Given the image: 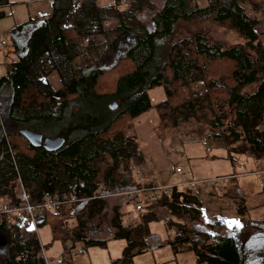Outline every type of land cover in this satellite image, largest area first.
Returning <instances> with one entry per match:
<instances>
[{
  "label": "trees",
  "instance_id": "trees-1",
  "mask_svg": "<svg viewBox=\"0 0 264 264\" xmlns=\"http://www.w3.org/2000/svg\"><path fill=\"white\" fill-rule=\"evenodd\" d=\"M120 1L116 0L117 6ZM186 1L167 0L154 19L153 32L132 16L134 6L127 17L118 15L113 29H106L104 22L110 19L90 0L81 4L80 0H53L52 13L41 24L34 27L35 21L29 20L10 31L17 61L0 77V197L12 193L19 182L39 202L66 191L71 181L78 198H91L98 174L94 160L108 153L117 161L121 146L126 158L140 162L136 144L121 135L119 126L152 109L148 91L156 87H162L165 95L158 106L172 113L187 111L181 120L208 109L211 137L221 141L229 156L264 160V129L259 128L264 122V49L254 30L258 19L240 5L248 0H214L193 11H185ZM7 4L8 0H0V8ZM198 16L236 32L242 44L224 48L201 33L170 42L179 20ZM108 35L113 36L110 42ZM94 38H104L105 48L98 47L103 44ZM118 41H123L124 50L103 66ZM84 51L96 56L88 54L89 61L77 65L74 60ZM54 71L61 80L58 89H52L47 80ZM244 90L250 92L244 94ZM22 130L37 133L42 140L62 138L63 145L52 152L33 147ZM116 169L114 163L104 174L105 193L129 187V175L117 178ZM97 201L91 202L95 205ZM161 204L176 215L181 210L191 212L194 219L201 207L190 190L174 191ZM52 219L58 218L41 213L35 226ZM113 223L115 235L128 231L117 225L116 217ZM252 225L254 231L246 234L204 239L201 230H183L166 244L175 254L187 246L195 264H264V220L251 219ZM0 239L5 244L0 248V264H46L38 238L12 226L5 215L0 221ZM135 247L130 242L123 257L113 264H131Z\"/></svg>",
  "mask_w": 264,
  "mask_h": 264
},
{
  "label": "rangeland",
  "instance_id": "rangeland-1",
  "mask_svg": "<svg viewBox=\"0 0 264 264\" xmlns=\"http://www.w3.org/2000/svg\"><path fill=\"white\" fill-rule=\"evenodd\" d=\"M9 1H12V4L0 9L8 16L3 20L0 19V40H5L9 44H11L10 35L3 32V28L7 25L5 22L11 20V8H14V10L25 9L24 13L30 9L34 15L33 18L39 20L36 25H39L40 18L51 12L53 3V0ZM99 1L100 3L104 2L103 0ZM256 1L248 0L242 3L250 4L253 8H256L258 6L255 4ZM157 2L158 7L162 0H157ZM244 6L248 11L249 5ZM145 14L146 11H144L142 17L140 15V20L147 25L148 30H151L152 27L148 17L144 16ZM107 22H104V27L110 30L113 29V24L108 23L106 25ZM198 33L204 34L211 42L219 43L224 48L242 44V39L236 32L231 31L226 26L216 25L206 17H197L190 22L179 20L174 25L170 42ZM107 38L110 42L113 36L108 35ZM94 39L95 43L103 44L102 46L98 45V47L105 48L104 38ZM122 42L118 41L111 47L107 58L102 62L103 66L110 65L122 53L121 51L124 50V48H121ZM88 54L92 57L96 56L93 51H89V53L84 51L82 56L74 60L75 63L77 65L87 63L90 58ZM5 73L6 69L1 74ZM47 80L52 89H58L61 86L60 77L55 71L50 73ZM243 92L247 94L250 90H244ZM148 96L152 105L151 112L143 113L128 123L124 121L119 129L123 128V134L121 135L129 138L136 146L138 145L143 154L158 159L160 169L157 173V183L159 185H170L176 184L179 179H189L193 182L190 192L197 196L195 187H199L196 184H199L200 181L224 177H227V179L220 180L217 187L210 188L211 190L208 191L205 190L206 192L203 191L201 195L197 196L201 207L199 216L196 219L192 217L191 212L183 213L182 210L179 211L178 215L173 214L167 206L159 205L162 199L160 202L154 203L155 207H145V214L149 215L147 218L150 221L153 220V222L149 223V230L146 227L143 235L134 237L135 240L140 238L146 241V250L135 254L131 264H195V256L187 251V246L178 255L171 250L170 246L166 244L170 236L173 239L175 236H181L183 230H197V232L201 230L200 237L203 239L215 235L246 234L250 232V229L254 231L253 225L250 226L251 219L264 220V176L256 173L259 168L257 170L255 163L252 164L253 160L238 154L229 156L221 141L211 137L213 131L208 124L211 115L208 109L203 110L197 116L181 120L183 113L187 112L186 110L181 109L172 113L167 108L158 106L160 100L165 98L162 87H156L148 91ZM259 128L264 129V122L261 123ZM214 132L216 133V131ZM118 148L121 149L118 150L117 161H113L108 153H104L100 158L94 160L92 166L98 171L96 182L104 181V174L114 163L117 164L115 172L117 178H124L127 172L130 171L131 175L134 173L136 168L134 159L132 157L126 158L123 147L118 146ZM207 148L210 151H207ZM234 160H237L236 164ZM245 161H247V164L244 167ZM176 167L182 170L181 174L175 172ZM28 184L34 185L32 181H28ZM71 184L72 182L69 181L68 187ZM120 193L124 192L118 194ZM107 198L109 199L105 200L107 201L105 203L109 209L118 205V198L125 202L122 195L108 194ZM146 204V201H144L143 206ZM190 207L196 206L190 204ZM248 207L250 208L248 209ZM152 215L155 217H152ZM21 217L23 218V225L39 239L49 264H54L55 259H61L63 264H113L115 260L121 259L127 247L126 237L129 231L123 230L122 235H115L113 239H107L106 246L103 248L93 245L85 247L78 244L71 249L70 253H66L63 249V241L67 237L72 242L75 235L76 228L74 229L71 226L72 222L58 218L48 221L41 227H36L26 216L21 215ZM11 218L13 219V216ZM231 221H238L240 226L238 227L236 224L230 226L229 222ZM53 224L55 225L53 226ZM57 224L60 225L54 232ZM130 233L133 234L134 230H131ZM1 243L0 239V248H2ZM206 243H210V240H207ZM156 244L160 246L157 247ZM66 245L69 247L70 242ZM40 254L45 258L44 252L41 251Z\"/></svg>",
  "mask_w": 264,
  "mask_h": 264
},
{
  "label": "crops",
  "instance_id": "crops-1",
  "mask_svg": "<svg viewBox=\"0 0 264 264\" xmlns=\"http://www.w3.org/2000/svg\"><path fill=\"white\" fill-rule=\"evenodd\" d=\"M85 1H87V0H80V4L84 3ZM90 1H91V3H93L97 8H99L103 12L105 17L110 19V21L107 22L106 25L108 23H112L113 27L116 24H118L117 18H118V15L120 13H124L123 18H125V17H127V15L131 14V11H133L131 6L135 7V11H133L132 16L134 17V15H135L134 18L139 22H141L140 15L142 17L144 11H146V14L144 16L148 17V20H149L150 25L152 27L151 30H148L147 25L144 24V27L148 32H153L155 30L154 19H155L156 15L164 7L165 3L167 2V0H162V2L157 7V4H158L157 0H122V2L120 1L121 5H119V6L116 5V0H103L104 2H102V3H100L99 0H90ZM123 1H126L127 3L123 2ZM213 1L214 0H187L185 5H184L185 6L184 9H185V11H189V10L193 11L197 8H205L209 4H211ZM11 2L12 1L8 0V4L5 6L12 4ZM156 2H157V4H156ZM260 2H261L260 6L256 7V8H253L250 4L242 3V2H240V5L244 8V10L246 11L247 14H251V15H254L255 17H257L258 23L255 25L254 30L258 36V39L261 43L262 48L264 49V11L261 10L263 5H264V0H262ZM137 5H140L141 8H138ZM244 5H249L251 8L248 6L249 10L247 11ZM11 9H12V11L10 12L11 13L10 14L11 20L8 22H5V23H7V25L3 28V32H6L7 34L10 35V31L15 26L20 25L22 23H25L29 20L35 21L34 27L38 26V25H36V23L39 20H37L36 18H33L34 15L32 14L30 9L27 10L26 13L23 12L25 9H22V10H20V9L14 10V8H11ZM52 10H53V6H51V12L48 15L42 16L40 18V24L42 22V19H44L45 17L49 16L52 13ZM0 13L3 14V16L1 17L2 19L0 18L1 20H3L5 17H8V16H6V14L3 11H0ZM198 17L203 18L202 16H198ZM196 18L197 17H195L191 20H188V21L190 22ZM2 41H4L5 44L3 46H0V77L9 73L13 69V67H12L13 63L15 61H17V58L14 54L13 46L11 44L7 43V41H5V40H0V42H2ZM4 69H6V73L1 74L4 72ZM163 100L164 99H161L160 101H163ZM148 112H151V110L145 112L144 114H146ZM136 149L140 153L141 160H140V162H137L134 160L135 164H136L134 166H136V168H135L134 173L132 175L130 174L131 171L127 172V174H126V175H129V177H130L129 187L121 188L117 191L110 190L109 192L105 193L104 192L105 187H103L102 190L97 188L99 183L104 185V183H103L104 181H98L96 184L95 190H97L99 195H101V196L99 198H96L99 201V202L97 201L98 202L97 204L93 205L91 202L92 200H95V199H89L87 197H81L80 201L75 203L69 211L65 212V214L63 216L59 217V219H63L64 221L72 222L71 226H73L74 229L76 228L74 231L75 235H74L73 241L71 242V240L68 239L67 237L63 241L64 252L70 253L71 249H73L78 244H82L85 247L92 245V244H93V246H99L101 248L105 247L107 239H109V238L113 239L115 237V231L117 229V226L114 225V223H113L114 217H116V219L118 220L117 225H120L121 229H127L128 231L134 230V233L133 234L130 233L129 238L126 241L127 245L130 242L131 243L133 242L136 246L134 248V250H132V254H134V256H135V254H139V252H143L146 250V241L144 239L141 240L140 238L138 240H135L134 237L138 236V235H143L146 231L145 230L146 227L148 228L149 223L153 222V220H151V221L145 220V218L147 219V217L149 216V215L145 214V209H146L145 207L151 208V207H155L156 205L154 204L155 202L154 203H147L143 207L142 211L136 212L134 210V205H133L132 200L129 197H127V192L132 191V190L136 189L137 187L147 186V183L151 182V181H156V183H157V173L160 169V163L156 157H153L151 155L147 157L148 154L147 155L143 154V151H141V149L139 148L138 145H137ZM236 162H237V160H236ZM236 162H235V164H236ZM245 162L243 165L244 167L247 164V161H245ZM252 164H254V161L252 162ZM177 169H179V168L176 167L175 172L177 174H181L182 170L179 169L180 171L177 172L176 171ZM122 179H124V178H122ZM177 181L178 182L176 184H170V185L176 186V188H177L176 191H178V192H185L187 190H190L191 184H193V182L189 179H179ZM18 184H19V182H17V186L15 187V189L18 187ZM196 185L199 186V187H195L196 188L195 192L198 195H201V192H203L205 190L206 191L211 190V189H208V186H204L203 184H196ZM251 186L253 187L252 184H251ZM67 189H68V187H67ZM119 192H124V193L118 194ZM108 194L109 195H120V196L122 195V196H124L125 202H122L121 199L118 198V201H117L118 205L113 206L112 209L111 208L109 209V207H106V203H105V202H107L105 200L109 199V198H107ZM31 199H32V197H31ZM159 205H161V203ZM161 206H163V205H161ZM249 208L250 207H248V209ZM152 217H153V215H152ZM9 223L12 226H16L21 232H28V233L32 234V232L28 231L26 226L23 225V218L21 217V215H18V214L14 215L13 219L11 217H9ZM33 224L35 225L36 222ZM168 227H169V225H168ZM148 230H149V228H148ZM65 232L67 235V230ZM103 238H104V240L100 241V239H103ZM145 239H146V237H145ZM171 239H173V238H171V236H170L169 240H171ZM169 240H167V241H169ZM38 241H39V239H38ZM68 242H70L69 247L66 245ZM89 243H92V244H89ZM1 244H2V249H3L5 247V244L3 242ZM39 244H40V241H39ZM156 245H157V247L160 246L159 244H156ZM40 247H41V251L44 252V255L46 258L45 250L43 249V246L41 244H40ZM178 254H181V252ZM134 256L132 257V260H133ZM49 258L52 259L51 257H49ZM119 259H117V260H119Z\"/></svg>",
  "mask_w": 264,
  "mask_h": 264
},
{
  "label": "built area",
  "instance_id": "built-area-1",
  "mask_svg": "<svg viewBox=\"0 0 264 264\" xmlns=\"http://www.w3.org/2000/svg\"><path fill=\"white\" fill-rule=\"evenodd\" d=\"M74 12V10H73ZM5 44L4 41L0 42V46ZM207 151H210L207 148ZM13 156V155H12ZM257 167V174L264 176V161H259L255 163ZM177 172L180 170L177 169ZM227 179L224 178H213L204 181H200L199 184H204L208 188L217 187L219 181ZM103 184L99 183L97 188L102 190ZM177 188L174 185H159L158 183L151 181L147 186H142L136 188L132 191L127 192V197H129L134 205V210L136 212L143 210L144 201L146 203H154L160 201L164 197L170 196ZM98 191L95 190L89 199L99 198ZM80 201L77 196V187L75 183H72L68 189L62 193H55L51 196L43 198L41 201H33L29 192H27L19 183L18 187L12 191V193L5 194L0 197V221L3 215L11 217L14 215H24L31 222L35 223L37 220V215L40 213H47L53 217H61L65 212L69 211L72 206ZM46 264L48 260L45 258ZM54 264H62L61 259H55Z\"/></svg>",
  "mask_w": 264,
  "mask_h": 264
},
{
  "label": "water",
  "instance_id": "water-1",
  "mask_svg": "<svg viewBox=\"0 0 264 264\" xmlns=\"http://www.w3.org/2000/svg\"><path fill=\"white\" fill-rule=\"evenodd\" d=\"M111 109L115 108V104L110 106ZM21 134L27 139V141L33 147H43L46 151L52 152L59 149L63 145V139H45L42 140L41 136L37 133H33L27 130H22Z\"/></svg>",
  "mask_w": 264,
  "mask_h": 264
},
{
  "label": "snow or ice",
  "instance_id": "snow-or-ice-1",
  "mask_svg": "<svg viewBox=\"0 0 264 264\" xmlns=\"http://www.w3.org/2000/svg\"><path fill=\"white\" fill-rule=\"evenodd\" d=\"M229 224H230V226H231V224H236L238 227L240 226L238 221H231V222H229Z\"/></svg>",
  "mask_w": 264,
  "mask_h": 264
},
{
  "label": "bare ground",
  "instance_id": "bare-ground-1",
  "mask_svg": "<svg viewBox=\"0 0 264 264\" xmlns=\"http://www.w3.org/2000/svg\"><path fill=\"white\" fill-rule=\"evenodd\" d=\"M261 161H264V160H261ZM256 162H259V161H254V163H256ZM246 163V162H245Z\"/></svg>",
  "mask_w": 264,
  "mask_h": 264
}]
</instances>
